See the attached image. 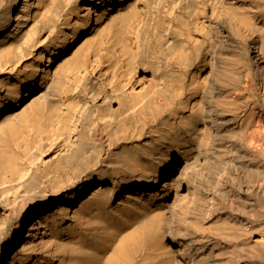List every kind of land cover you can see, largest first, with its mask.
I'll list each match as a JSON object with an SVG mask.
<instances>
[{"label":"bare ground","instance_id":"obj_1","mask_svg":"<svg viewBox=\"0 0 264 264\" xmlns=\"http://www.w3.org/2000/svg\"><path fill=\"white\" fill-rule=\"evenodd\" d=\"M264 0H0V264H264Z\"/></svg>","mask_w":264,"mask_h":264},{"label":"rangeland","instance_id":"obj_2","mask_svg":"<svg viewBox=\"0 0 264 264\" xmlns=\"http://www.w3.org/2000/svg\"><path fill=\"white\" fill-rule=\"evenodd\" d=\"M260 130L264 132V123H261ZM263 146H264V142H263Z\"/></svg>","mask_w":264,"mask_h":264}]
</instances>
